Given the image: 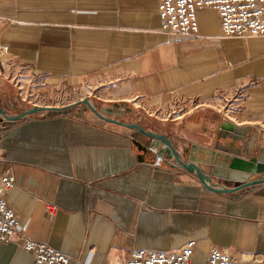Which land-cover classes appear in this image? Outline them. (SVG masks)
Masks as SVG:
<instances>
[{
    "label": "crops",
    "instance_id": "0c3cea01",
    "mask_svg": "<svg viewBox=\"0 0 264 264\" xmlns=\"http://www.w3.org/2000/svg\"><path fill=\"white\" fill-rule=\"evenodd\" d=\"M197 17L199 35L185 37L162 29L159 0H0V108H45L0 113V172L16 177L6 200L24 229L0 241V264H34L23 236L84 264L191 240L195 264L213 248L264 264V186L213 191L134 143L150 140L138 124L180 149L207 145L224 121L264 142V35L224 36L214 8Z\"/></svg>",
    "mask_w": 264,
    "mask_h": 264
},
{
    "label": "built area",
    "instance_id": "2783aa9c",
    "mask_svg": "<svg viewBox=\"0 0 264 264\" xmlns=\"http://www.w3.org/2000/svg\"><path fill=\"white\" fill-rule=\"evenodd\" d=\"M202 8L218 10L223 35L226 37H249L264 35V0H159V15L162 29L185 37L199 35L197 11ZM10 64L9 49L0 44V69L5 71ZM16 185V177L10 171L0 172V241L9 242L23 231L13 209L8 205L6 193ZM49 217L57 213V206L46 207ZM22 246L32 253L34 264H84L71 259L48 243L23 236ZM196 242H187L175 252L139 249L133 251L125 264H195L193 254ZM106 264V263H103ZM207 264H247L238 261L219 248L211 249Z\"/></svg>",
    "mask_w": 264,
    "mask_h": 264
},
{
    "label": "water",
    "instance_id": "95a60500",
    "mask_svg": "<svg viewBox=\"0 0 264 264\" xmlns=\"http://www.w3.org/2000/svg\"><path fill=\"white\" fill-rule=\"evenodd\" d=\"M85 102L89 104L87 100ZM91 108L102 119L124 125L102 115L93 106ZM44 109L35 107L16 117L7 116L1 108L0 113L8 120H15ZM134 126L150 138L146 143L134 139L141 152L138 155L140 159L151 156L156 163L171 164L170 161H173L184 169L195 172L206 188L217 192L242 191L246 195L264 186V142L261 132L251 126L224 121L212 140L206 141L207 145L193 144L181 149L164 135L147 131L138 124ZM214 179L227 181V187L214 185ZM230 184L235 186L231 187Z\"/></svg>",
    "mask_w": 264,
    "mask_h": 264
},
{
    "label": "rangeland",
    "instance_id": "374dc122",
    "mask_svg": "<svg viewBox=\"0 0 264 264\" xmlns=\"http://www.w3.org/2000/svg\"><path fill=\"white\" fill-rule=\"evenodd\" d=\"M17 86L19 87L18 84H17ZM19 99H20V97H19ZM19 99H18V100H19ZM27 99H29V97H28ZM20 100H21V99H20ZM20 100H19V101H20ZM27 101H28V100H26V101L24 102V101L21 100L20 102H21L22 104H20V105H22V106H26V105H28V104H27Z\"/></svg>",
    "mask_w": 264,
    "mask_h": 264
}]
</instances>
